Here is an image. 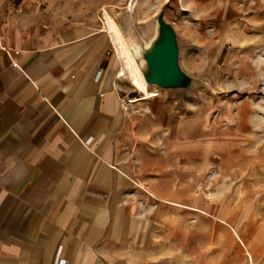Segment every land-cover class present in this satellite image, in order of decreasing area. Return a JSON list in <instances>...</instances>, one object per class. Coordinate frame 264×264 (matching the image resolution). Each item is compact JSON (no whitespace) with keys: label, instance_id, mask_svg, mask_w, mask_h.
Instances as JSON below:
<instances>
[{"label":"crops","instance_id":"1","mask_svg":"<svg viewBox=\"0 0 264 264\" xmlns=\"http://www.w3.org/2000/svg\"><path fill=\"white\" fill-rule=\"evenodd\" d=\"M70 3L0 0V264H262L131 173L115 33Z\"/></svg>","mask_w":264,"mask_h":264},{"label":"rangeland","instance_id":"2","mask_svg":"<svg viewBox=\"0 0 264 264\" xmlns=\"http://www.w3.org/2000/svg\"><path fill=\"white\" fill-rule=\"evenodd\" d=\"M75 1L67 6L100 21L109 11L139 55L166 11L193 83L179 89L149 84L157 95L145 99L118 55L121 76L112 86L123 108L121 153L147 189L195 208L180 214L195 212L199 246L210 228L216 248L227 230L225 242L241 245L233 226L253 247V261L263 264L264 0Z\"/></svg>","mask_w":264,"mask_h":264},{"label":"water","instance_id":"3","mask_svg":"<svg viewBox=\"0 0 264 264\" xmlns=\"http://www.w3.org/2000/svg\"><path fill=\"white\" fill-rule=\"evenodd\" d=\"M157 27V35L146 49L140 55L134 50L143 75L149 84L162 89L189 88L193 79L180 64L178 32L164 10L157 17Z\"/></svg>","mask_w":264,"mask_h":264},{"label":"bare ground","instance_id":"4","mask_svg":"<svg viewBox=\"0 0 264 264\" xmlns=\"http://www.w3.org/2000/svg\"><path fill=\"white\" fill-rule=\"evenodd\" d=\"M106 13H107L108 26L115 33V39L118 44L117 49L123 60L125 59L126 66L133 75L134 85L137 87L139 91L145 94V97L143 98L148 99L150 97L156 96L157 94L155 92L149 90V83L147 82L145 75H143L138 59H136V54L134 52L136 46L134 47V45H132L131 43L129 44L127 42L122 29L119 27L115 19H113L108 12Z\"/></svg>","mask_w":264,"mask_h":264},{"label":"built area","instance_id":"5","mask_svg":"<svg viewBox=\"0 0 264 264\" xmlns=\"http://www.w3.org/2000/svg\"><path fill=\"white\" fill-rule=\"evenodd\" d=\"M15 66L17 67V64H15ZM58 264H63V263H62V261H60V262H58ZM65 264H67V263L65 262Z\"/></svg>","mask_w":264,"mask_h":264}]
</instances>
